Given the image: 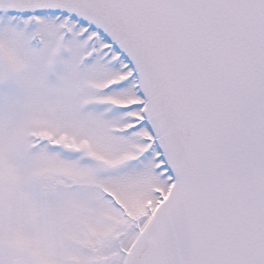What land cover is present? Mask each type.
Listing matches in <instances>:
<instances>
[{
	"label": "snow or ice",
	"instance_id": "1",
	"mask_svg": "<svg viewBox=\"0 0 264 264\" xmlns=\"http://www.w3.org/2000/svg\"><path fill=\"white\" fill-rule=\"evenodd\" d=\"M0 264H264V0H0Z\"/></svg>",
	"mask_w": 264,
	"mask_h": 264
}]
</instances>
